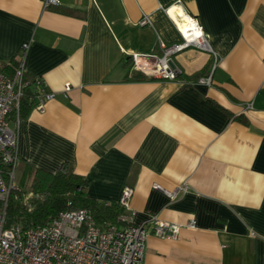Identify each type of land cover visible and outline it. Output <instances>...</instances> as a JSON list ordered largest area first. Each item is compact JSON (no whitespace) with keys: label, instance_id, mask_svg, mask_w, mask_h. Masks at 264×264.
<instances>
[{"label":"crops","instance_id":"crops-1","mask_svg":"<svg viewBox=\"0 0 264 264\" xmlns=\"http://www.w3.org/2000/svg\"><path fill=\"white\" fill-rule=\"evenodd\" d=\"M59 1L0 0V60L29 43L24 70L55 94L17 127L9 118L15 180L27 164L66 163L91 197L117 202L130 186L134 224L183 225L175 240L149 235L143 264H264V0H179L218 61L186 49L176 80L131 79L129 54L159 56L158 37L180 40L164 11L177 0ZM202 72L210 85L194 80ZM183 183L173 199L154 187Z\"/></svg>","mask_w":264,"mask_h":264},{"label":"built area","instance_id":"built-area-1","mask_svg":"<svg viewBox=\"0 0 264 264\" xmlns=\"http://www.w3.org/2000/svg\"><path fill=\"white\" fill-rule=\"evenodd\" d=\"M59 0H43V8L57 6ZM176 5L182 15L177 18L183 28L169 15L170 8ZM164 11L174 25L180 40L165 44L158 37L161 55L129 54L132 68L145 75L164 80H176L182 70L173 63V58L189 48H195L210 54L213 62L218 61L209 40L198 19L188 14L177 0ZM140 24L152 25L149 15H144ZM29 43L21 45L22 62L12 75L0 70V200L4 202L0 210V264H143L146 240L149 235L164 239H178L183 225L153 217L148 226L136 225L132 219L134 211L130 208L133 189L124 186L118 203L126 214L120 223L106 229L100 228L90 210L61 211L49 224L24 228L19 225L5 227V207L11 191L16 187V170L19 162L16 127L19 124V101L22 95L23 61ZM200 83L210 85L211 76L198 79ZM69 86H65L68 90ZM53 92L40 90L33 109L44 111L45 103L54 97ZM15 112L16 127L9 125L10 115ZM170 199L177 193L187 190L186 183L173 190H166L155 184ZM195 228V221L186 225Z\"/></svg>","mask_w":264,"mask_h":264},{"label":"trees","instance_id":"trees-1","mask_svg":"<svg viewBox=\"0 0 264 264\" xmlns=\"http://www.w3.org/2000/svg\"><path fill=\"white\" fill-rule=\"evenodd\" d=\"M36 39V36L33 37ZM21 47L19 52L7 61L0 60V70L8 75L20 67L22 62ZM210 63L204 69L208 70ZM197 73L194 80L205 73ZM131 79L146 80L141 73ZM24 87L19 101L18 115L25 116L37 102L40 90H45L41 79L23 73ZM10 116L15 117V112ZM30 183V191L26 190V182ZM11 191L5 207V227L19 225L24 228L37 227L49 224L61 211H75L86 208L90 210L95 223L102 229L120 223L121 216L126 214L123 206L118 201L91 197L88 194L90 182L83 176L76 174L66 163L59 170L49 172L41 168H34L27 164L22 172L19 182ZM4 202L0 200V210Z\"/></svg>","mask_w":264,"mask_h":264},{"label":"bare ground","instance_id":"bare-ground-1","mask_svg":"<svg viewBox=\"0 0 264 264\" xmlns=\"http://www.w3.org/2000/svg\"><path fill=\"white\" fill-rule=\"evenodd\" d=\"M169 15L176 22V24L180 25L183 28L182 24L177 18L178 15H182V10L180 7L173 5L169 10Z\"/></svg>","mask_w":264,"mask_h":264},{"label":"rangeland","instance_id":"rangeland-1","mask_svg":"<svg viewBox=\"0 0 264 264\" xmlns=\"http://www.w3.org/2000/svg\"><path fill=\"white\" fill-rule=\"evenodd\" d=\"M132 68V67H131ZM20 174V172H19V168H17V170H16V176L18 177V175ZM16 181V180H15ZM16 182H19V181H16ZM30 181L29 182H26V184H25V188H26V190H28V191H30Z\"/></svg>","mask_w":264,"mask_h":264}]
</instances>
